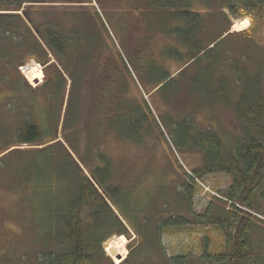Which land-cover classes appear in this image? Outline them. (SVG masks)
I'll return each mask as SVG.
<instances>
[{
    "label": "trees",
    "instance_id": "obj_1",
    "mask_svg": "<svg viewBox=\"0 0 264 264\" xmlns=\"http://www.w3.org/2000/svg\"><path fill=\"white\" fill-rule=\"evenodd\" d=\"M92 3L0 0V90L4 83L11 92V99H5L6 91H0L1 106L5 104L0 108V191L10 204L0 205V228H7L6 219H10L18 233L30 234L31 247L18 261L101 264L103 243L115 234L129 233L124 218L138 232V224L147 230L154 227L162 264L261 263L260 244L264 249V241L254 240L253 235L257 218L239 206L254 210L256 195L264 187L261 73L251 75L246 59L230 66L241 84L234 108L243 127V136L233 144H226L214 132L198 130L193 119L174 123L183 148L203 154L204 166L194 171L196 176L231 177L230 185L219 191L222 197L213 196L203 212L192 213L193 220L178 213L164 215L159 207L157 214L151 213L154 208L145 209L133 199L134 185L122 183L126 171L120 169L109 149L112 145L147 146L157 119L148 100L134 88L136 71L128 47L122 41L118 46L111 34V25L116 28L113 20L104 19L95 6L89 7ZM58 4L66 10L56 12ZM191 5L192 0L146 3V12L157 15L148 19L154 22L163 15L171 21L164 32L187 49L185 63L190 64L181 72L201 59L207 48L196 44L205 30L204 14ZM221 8L235 17L255 15L264 22V0H221ZM32 59L44 67L45 74L44 82L36 88L28 86L19 69ZM15 144L35 148L10 149ZM182 191L189 200V186ZM143 210L146 218L138 222ZM195 224L222 232L224 243L218 247L206 237L196 255H169L161 244V234ZM149 235L152 242L153 235ZM153 247L150 244L143 249L153 251ZM143 249L131 252L120 264H136ZM0 264H17L15 255L4 254Z\"/></svg>",
    "mask_w": 264,
    "mask_h": 264
},
{
    "label": "rangeland",
    "instance_id": "obj_2",
    "mask_svg": "<svg viewBox=\"0 0 264 264\" xmlns=\"http://www.w3.org/2000/svg\"><path fill=\"white\" fill-rule=\"evenodd\" d=\"M146 3L147 0H93V3L89 4V7L98 8L104 19L113 20L117 34L112 25L111 34L117 45L122 41L121 44L125 48L128 47L127 54L136 71L137 83L134 88L148 100L157 119L154 134L149 138L147 146L138 148L112 145L109 151L114 153L120 163V169L126 171L122 183L134 185L133 199H136L137 203L142 206L144 204V208L150 211L154 208L151 213L155 211L157 214L160 209L164 215L178 213L193 220L192 213L203 212L213 201V196L222 197L219 191L230 185L231 177L227 174H206L203 178L196 176L194 171L204 166L203 154L198 151L188 152L183 148L178 141L174 123L185 118L193 119L198 130L214 132L220 135L226 144H233L243 136V127L234 108L241 92V84L230 66L235 61L246 59L251 75L260 72L264 83V22L256 19L255 15H230L226 9L221 8V0H192L191 8L204 14L205 30L196 44L207 48L201 59L181 72L190 64L185 63L187 59L184 54L187 49L175 37L164 32L170 28L171 21L161 14L158 16L159 20L154 22L148 19L157 15L146 12ZM57 6L59 7L55 8L56 12L65 11L67 8L62 4ZM225 15H229V18ZM244 19L249 21L247 28L238 25V22ZM225 27H228L226 33ZM222 33L223 36L216 40ZM211 42L213 44L209 45ZM175 53H181L183 56L178 57ZM137 55H140L141 59ZM34 61L29 60L19 68L31 88L39 87L45 80L44 67ZM27 71L32 72L33 77H30L29 73L26 76L24 72ZM168 74L171 76L158 86L157 83L164 80ZM155 84L158 87H155ZM1 87L0 91H6L4 98L11 99L9 86L1 83ZM261 91L264 93V84ZM0 108L3 110L5 104L1 106L0 103ZM14 148L28 150L35 146L15 144L10 149ZM190 177L194 181H191ZM187 185L192 192L189 200L182 191ZM263 188L262 186L256 195L254 210L239 204L257 218L255 220L258 226L253 233L256 241H264ZM7 199L0 191V205H10ZM149 203L152 205L149 206ZM144 210L138 222L146 218ZM6 221L9 226L0 228V260L2 262L4 254L13 253L16 263L21 264L18 256L30 249L31 236L28 232L18 233L17 226L10 219ZM123 221L129 233L115 234L103 243L105 255L101 264H120L131 252L150 244L154 245L153 251L143 249L144 254L136 264H141L142 261L143 264H162L163 257L161 252H158L161 250L160 241L154 227L147 230L145 226L138 224V232L124 218ZM149 233L153 235L152 242ZM206 237L218 247L224 243L223 233L208 225L170 228L160 236L164 250L171 256L189 252L196 255L201 249L202 239ZM260 247L264 257L263 245L260 244ZM112 249H116L117 253L113 254ZM259 264H264V259Z\"/></svg>",
    "mask_w": 264,
    "mask_h": 264
},
{
    "label": "bare ground",
    "instance_id": "obj_3",
    "mask_svg": "<svg viewBox=\"0 0 264 264\" xmlns=\"http://www.w3.org/2000/svg\"><path fill=\"white\" fill-rule=\"evenodd\" d=\"M244 23H246V25H244ZM248 24V25H247ZM238 25L239 26H242V28H247L248 26H249V21H248V19H244V20H241L240 22H238ZM35 62V61H34ZM36 63V62H35ZM26 64V63H25ZM37 64V63H36ZM23 66H24V64H23ZM22 66V67H23ZM25 73V75L27 74V73H29V76L30 77H33V74H32V72H29V71H27V72H24ZM27 76V75H26ZM28 78V77H27ZM29 79V78H28ZM30 80V79H29ZM36 80V79H35ZM34 80V81H35ZM112 251H113V254H116L117 253V251H116V249H112Z\"/></svg>",
    "mask_w": 264,
    "mask_h": 264
},
{
    "label": "water",
    "instance_id": "obj_4",
    "mask_svg": "<svg viewBox=\"0 0 264 264\" xmlns=\"http://www.w3.org/2000/svg\"><path fill=\"white\" fill-rule=\"evenodd\" d=\"M118 258H120V256H118Z\"/></svg>",
    "mask_w": 264,
    "mask_h": 264
}]
</instances>
